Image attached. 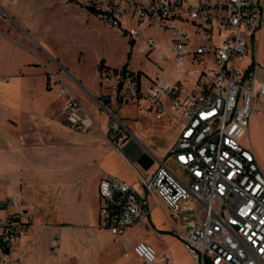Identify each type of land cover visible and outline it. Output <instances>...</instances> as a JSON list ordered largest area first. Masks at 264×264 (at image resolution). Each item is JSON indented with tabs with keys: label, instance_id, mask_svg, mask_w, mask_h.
I'll return each mask as SVG.
<instances>
[{
	"label": "built area",
	"instance_id": "built-area-1",
	"mask_svg": "<svg viewBox=\"0 0 264 264\" xmlns=\"http://www.w3.org/2000/svg\"><path fill=\"white\" fill-rule=\"evenodd\" d=\"M78 3L132 45L142 39L139 50L146 57L155 50L162 61L171 60L176 71L204 64L187 71L193 76L192 86H186L183 74L170 82L144 79L140 71L128 67L99 72L108 139L118 146L126 137L116 109L142 101L162 114L169 100L181 129L168 160L182 175L160 162L153 174L138 175L142 187L165 206L170 232L182 241L193 264H264V173L251 144H243L245 139L250 142L251 117L264 108V70L250 58L262 23V0ZM151 29L166 43L147 35ZM53 74L59 83L57 94L68 93L60 75ZM66 111L70 116L82 111L70 92ZM83 117L74 119L75 128H85ZM98 193L100 225L114 237L149 225L145 200L121 179L102 177ZM185 204L192 210V221L182 226L179 214ZM16 206L13 198L0 200V211ZM32 218V211L24 208L0 216V264H18L9 251L29 233ZM56 246L54 241L52 247ZM132 253L142 264H170L169 255L159 254L144 241L136 242Z\"/></svg>",
	"mask_w": 264,
	"mask_h": 264
},
{
	"label": "crops",
	"instance_id": "crops-1",
	"mask_svg": "<svg viewBox=\"0 0 264 264\" xmlns=\"http://www.w3.org/2000/svg\"><path fill=\"white\" fill-rule=\"evenodd\" d=\"M262 3L257 34L264 36ZM83 10L86 20H94L95 15ZM42 17V12L20 0H0V200L13 198L17 203L0 211V216L18 208L33 213L29 233L9 251V258L17 263L13 254L19 251L25 260L31 258L29 252L39 228L49 227L68 242L92 230L113 236L100 225L98 183L102 177L121 179L145 200L148 209L152 202L165 212L157 197L147 195L138 175H151L160 162L169 161L181 129V119L169 100L162 114L154 113L145 102L130 103L116 109L126 137L118 146L112 145L107 114L99 101L105 92L98 71L101 60L97 63V84L69 70L44 36ZM250 58L260 66L258 54L254 57L252 49ZM54 65L64 73L55 72ZM53 73L60 75L68 91L81 102L82 111L76 116L67 113L69 92L57 94L59 83ZM81 116L85 128L80 130L75 128L74 119ZM164 225L152 223L156 235L140 237L159 254H164L159 252L163 249L159 243L169 229ZM60 243L59 238L49 242L53 264H71L69 255L61 252ZM69 248L72 251L73 246ZM132 255V249L125 253Z\"/></svg>",
	"mask_w": 264,
	"mask_h": 264
},
{
	"label": "rangeland",
	"instance_id": "rangeland-1",
	"mask_svg": "<svg viewBox=\"0 0 264 264\" xmlns=\"http://www.w3.org/2000/svg\"><path fill=\"white\" fill-rule=\"evenodd\" d=\"M22 4L42 12L44 36L59 51L62 60L67 64L69 70L77 72L91 83L97 84V63L104 59L111 68L120 69L124 66L133 71H140L144 79L163 78L176 79L179 74L186 77V86H192L193 76L187 71L201 69L204 64L188 65L180 71H176L174 63L162 61L157 51H152L146 57L139 50L142 39L132 45L128 37L120 35L116 29L104 24L96 16L94 20H86L84 8L78 0H20ZM264 1V0H263ZM90 13L89 11H87ZM147 35L152 36L159 44H165L166 39L159 35L157 30L151 29ZM254 57L258 54L260 66L264 67V36L257 34L252 43ZM190 63V59H188ZM54 71L64 73L58 66H53ZM259 74H262L259 71ZM249 139L243 141L246 147L251 144L261 170L264 173V108L255 113L249 122ZM176 174L180 175L179 169L171 162L166 163ZM182 175V174H181ZM187 204L179 214L182 226L192 221V210H187ZM150 217L148 226H136L119 237H113L106 231L92 230L91 233L80 235L78 239L71 242L63 241L61 235L51 232V228H39L38 238L33 250L29 252L28 261L23 258L22 252L13 254L18 259V264H53L52 252L49 246L50 240L59 238L61 252L69 255L71 264H140L132 255L125 256L133 245L140 241L144 235H156L152 223L157 226L169 228L163 233V240L159 243L163 252L171 257L170 264H193V260L184 249L182 241L170 232V226L165 219L164 211L159 205L149 202ZM77 238V237H76ZM149 244V243H148ZM70 245L73 246L72 251ZM151 245V244H150Z\"/></svg>",
	"mask_w": 264,
	"mask_h": 264
},
{
	"label": "trees",
	"instance_id": "trees-1",
	"mask_svg": "<svg viewBox=\"0 0 264 264\" xmlns=\"http://www.w3.org/2000/svg\"><path fill=\"white\" fill-rule=\"evenodd\" d=\"M126 66L122 67V68H125ZM108 69H112L108 66L105 65L104 61L101 60L98 64V71L101 72L102 70H108ZM115 70V69H114Z\"/></svg>",
	"mask_w": 264,
	"mask_h": 264
}]
</instances>
